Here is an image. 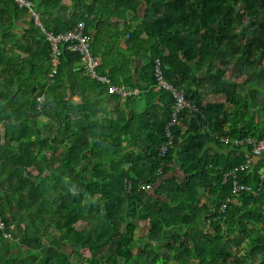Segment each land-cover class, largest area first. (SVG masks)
I'll list each match as a JSON object with an SVG mask.
<instances>
[{"label": "trees", "instance_id": "1", "mask_svg": "<svg viewBox=\"0 0 264 264\" xmlns=\"http://www.w3.org/2000/svg\"><path fill=\"white\" fill-rule=\"evenodd\" d=\"M27 1L0 0V264H264V154L232 173L264 138V0ZM34 14L55 34L84 23L97 75L138 93H110L67 43L51 77ZM157 60L192 105L163 157Z\"/></svg>", "mask_w": 264, "mask_h": 264}, {"label": "built area", "instance_id": "2", "mask_svg": "<svg viewBox=\"0 0 264 264\" xmlns=\"http://www.w3.org/2000/svg\"><path fill=\"white\" fill-rule=\"evenodd\" d=\"M17 4L24 7H33V4L27 0H15ZM36 16L37 24L41 26L44 31L47 33L48 41L52 43L53 47V73H51V77L54 76V74L57 73L61 61V45L64 43L69 44L68 49L72 52L78 53L81 56V62L85 70L93 77L98 79L99 81L105 82L108 87L110 93H119L123 97L128 96L130 94H137L138 90L130 91L126 87H120V86H114L110 83V79L108 77H102L98 76L96 69L99 66V61L97 58H94V55L91 53L90 50V39L89 37L84 33L85 30V24L79 23L73 30H70L66 33H60L55 34L52 32H47L43 26V24L39 20V15L34 14ZM162 63L160 60L156 61L155 69H156V80H157V90L165 89L172 93L175 104H174V112H173V119L172 122L168 125V131H167V141L163 144L161 148V156L163 157L165 154H167L170 146L172 145L173 135L170 131L171 127L176 123L177 118L179 116V113L181 111H184L186 108L192 107L191 103L186 98L185 92L182 89L176 88L172 83H170L163 71ZM45 100V94H42L38 96L37 101L39 103L44 102ZM225 142H228V139H223ZM247 142L252 145V158L247 161V163L241 167H236L232 173L235 175L239 170H244L246 168H249L252 164V160H254L255 157H261L262 154H264V138L262 139H248ZM262 178H264V168L261 170ZM150 184L142 185L141 189L150 188ZM233 191L234 193L239 191H249L254 193L255 191L252 189V187L240 184L237 180H234L233 183ZM129 188V186H128ZM229 201V199H228ZM0 228L6 229L7 224L5 220L3 219V216L0 212ZM5 237L7 239H11L12 235L10 233H6Z\"/></svg>", "mask_w": 264, "mask_h": 264}, {"label": "rangeland", "instance_id": "3", "mask_svg": "<svg viewBox=\"0 0 264 264\" xmlns=\"http://www.w3.org/2000/svg\"><path fill=\"white\" fill-rule=\"evenodd\" d=\"M238 30V29H237ZM231 75V71H228V77ZM245 79V76H243L241 79H239V81H243ZM218 98V97H217ZM222 98V97H221ZM223 100H225L224 98H222ZM211 100H213V98H211ZM216 100V99H215ZM253 105H254V101L252 100V101H250V104H249V109H252L253 108ZM201 199H202V201L204 202V203H206V204H209V203H211L214 199L213 198H211V197H209L208 195H202L201 196ZM85 227V225L84 224H79L78 225V229H83ZM137 231H139V235H137ZM136 231V233H135V238L136 239H139V238H142V237H144V235L146 234V232H147V226H145V225H143V226H140L139 228H138V230ZM139 236V237H138ZM191 255H192V257H194V258H197V257H199V253H198V251H196V250H192V252H191Z\"/></svg>", "mask_w": 264, "mask_h": 264}, {"label": "crops", "instance_id": "4", "mask_svg": "<svg viewBox=\"0 0 264 264\" xmlns=\"http://www.w3.org/2000/svg\"><path fill=\"white\" fill-rule=\"evenodd\" d=\"M203 96H204V101L205 102H222V101H224L222 98V96H216V95H213V94H211V93H203ZM218 97V98H217ZM222 97V98H221ZM211 98H213V100H211ZM216 99V100H215ZM107 107L108 108H111V106H112V102L111 101H107ZM147 222H142L141 224H140V226H143V225H145V226H147ZM140 233H139V231H137V235H139ZM139 237V236H138ZM83 253L86 255V256H89L90 255V253L88 252V251H83Z\"/></svg>", "mask_w": 264, "mask_h": 264}, {"label": "water", "instance_id": "5", "mask_svg": "<svg viewBox=\"0 0 264 264\" xmlns=\"http://www.w3.org/2000/svg\"><path fill=\"white\" fill-rule=\"evenodd\" d=\"M261 157H255L254 158V161H257V160H259Z\"/></svg>", "mask_w": 264, "mask_h": 264}]
</instances>
